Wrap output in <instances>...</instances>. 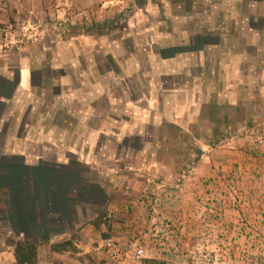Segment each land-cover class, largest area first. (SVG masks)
<instances>
[{
    "label": "crops",
    "instance_id": "obj_1",
    "mask_svg": "<svg viewBox=\"0 0 264 264\" xmlns=\"http://www.w3.org/2000/svg\"><path fill=\"white\" fill-rule=\"evenodd\" d=\"M258 4L255 0H0V34L14 33L13 25L24 28L25 34L29 28L44 26L64 32L66 24L76 29L77 38L90 42L102 28L98 23L122 16L124 37L148 38L135 49L142 51L147 63L135 66L153 68L158 77L175 84L170 95L174 101L167 107L159 97L147 110L136 107L137 135H145L139 127L147 121H154L153 131L158 121L161 130L172 129L175 148L190 149L216 140L209 136L205 108L233 111L244 99L246 83L256 77L257 68L264 76V60H252L244 54L252 49L241 48L245 36L253 46L260 33L246 28L236 41V22L257 15ZM87 24L90 32L85 34ZM106 25L105 38L110 35L113 40L114 30ZM245 69L255 74L245 75ZM31 74L30 65L22 63L15 98H29ZM180 84L186 85L184 94L176 86ZM6 111L5 119L0 118V229L14 234V247L24 238L34 243L36 264H81L78 258L83 255L95 264L108 259L114 264L143 260L197 264L206 258L246 259L251 254L243 247L255 237L246 235L245 229L262 221L246 219L244 212L254 213L255 218L262 208L247 199L262 196L264 155H260L258 139L244 132L246 124H236V111L214 121L222 139L182 174L180 184L166 189L153 183V190L145 182L160 179L166 160L143 155V160L128 161L113 153L103 155L90 140L88 144L66 142L60 128L69 125L58 115L50 116L47 127H36L27 121L36 112L33 108L24 110V123L7 122L15 111ZM126 131L122 125L121 134ZM49 212L54 216L50 221ZM65 242L64 250H54V245ZM136 243L144 250L138 260L134 258ZM9 250H0V264H15Z\"/></svg>",
    "mask_w": 264,
    "mask_h": 264
},
{
    "label": "rangeland",
    "instance_id": "obj_2",
    "mask_svg": "<svg viewBox=\"0 0 264 264\" xmlns=\"http://www.w3.org/2000/svg\"><path fill=\"white\" fill-rule=\"evenodd\" d=\"M255 3H260L256 6L257 15L248 20L241 19L236 22L238 25L236 41L241 38L240 34L243 29L251 27V30L259 32V39L253 46L250 44L252 41L248 42L246 36L241 38L243 45L241 48L244 49L247 46L250 50L252 49L250 53H244L251 55L252 60L255 58L264 60V0H255ZM240 8L241 5L238 3L236 12L240 13ZM106 23L108 29L114 30L113 40L110 35L109 38H105L104 25ZM132 23L134 22L132 21ZM124 24L122 16L115 17L109 22L98 23L97 25L102 28L98 29L99 35L94 36L90 41L91 44L87 39L77 38L76 29L70 25L68 29L66 24L61 29L64 32L60 29L56 30L54 27L46 28L44 26L35 30L29 28L25 34L26 30L16 25H13L14 33L10 32L11 35H5V31L1 32L0 100L2 102L0 101V118L4 120V113L10 108L15 111V116H11V120H7V122L15 120L24 123L23 112L31 107L36 112L29 115L27 121L32 122L36 127L40 125L47 127L51 115L62 117L69 125L66 128V125L63 124L64 126L60 128V131L65 135L66 142L79 141L88 144L90 140L91 145H99L98 151L100 150L103 155L112 153L116 156L120 155V160L123 158L128 161L131 159L134 161L136 158L143 160V155H148V159L166 160L161 166L160 179L145 182L146 188L152 190L155 188L151 186L157 183L160 186L164 185L161 187L166 189H173L175 185L180 184L184 178L182 174H187L200 161L201 157L222 139L216 131L217 128L214 130V127H217L214 126V121H220L221 116L227 118L223 113L228 115L236 111V124H246L247 128L244 132L258 139L260 155H264V76H262L263 71L258 68L256 74L253 72L256 77L250 78V82L246 83L244 99L240 101V105L236 109L220 112L213 107L205 108L204 111L210 118L209 136L216 137L215 141L205 142L204 146L191 147L188 148L189 150L187 148H184L185 150L177 149L174 147L173 140L171 141L174 133L170 127L161 130L159 126L161 123L156 121V128L153 131L154 121H147L149 112L145 116L147 122L143 128L139 127L145 132V135L138 136L135 127L138 118H133V114H136V107L139 106L147 110L148 106L153 107L158 97L167 107L174 101L170 95L175 84H172L169 78L158 77L153 73V68L145 66L147 60L141 57L142 51L135 49L137 44L147 43L148 38L147 36L136 38L135 35L132 39L124 37L121 34ZM89 28L90 26L87 24L83 33L90 32ZM0 30L2 31V29ZM28 32L31 33L28 34ZM94 33L96 32L94 31ZM131 45L130 50L129 46ZM24 62L30 65L31 71H35L31 74L33 85L27 100L15 98L20 89L18 73ZM136 62H143L145 65L138 68L135 66ZM54 64L56 67L58 66L56 70L52 69ZM127 64L129 66H126ZM38 70L41 74H37ZM248 70L245 69V75H252L253 73H249ZM40 76L47 82L40 84ZM176 86H180V91H183L181 93L184 94L186 85ZM11 91H13L12 97L3 98L1 96L2 93ZM45 94H49L51 98ZM54 94L57 95L53 96ZM57 97L59 98L57 99ZM122 125L125 126V130L132 131V133L126 134V131L125 134H121ZM244 132H237V134ZM196 133L199 136V132ZM123 165L126 164L122 163L121 166L123 167ZM140 166L144 167L141 163ZM146 166L149 167L148 164H145ZM248 187L246 183L244 188L247 192ZM261 191L260 198L249 199L247 197L249 203L259 202L262 205L260 212L255 213L256 217L254 218L252 212H244L246 219L262 221L258 227L245 229L246 235L255 237L251 244H245L243 247L244 251L251 253L248 258L241 259L237 256L234 260L206 258L197 261V264H264V187ZM82 193L84 194L83 191ZM0 239V250L9 247V251L14 252V242H12L16 239L14 234L8 235L2 228L0 229ZM78 260L81 264H90V261L81 257ZM99 263L104 264V261Z\"/></svg>",
    "mask_w": 264,
    "mask_h": 264
},
{
    "label": "trees",
    "instance_id": "obj_3",
    "mask_svg": "<svg viewBox=\"0 0 264 264\" xmlns=\"http://www.w3.org/2000/svg\"><path fill=\"white\" fill-rule=\"evenodd\" d=\"M48 217L50 221L51 217L54 216L49 212ZM41 222L42 220L41 218H39L38 223ZM67 246L68 243L65 242L62 244L54 245L53 248L56 251H62L64 250L63 248ZM36 249H37L36 245L32 243L28 238H24L23 240H18L15 244L14 252H13L15 258V264H36ZM70 249L73 252H76V249L74 247H70ZM81 258L88 260V262L90 261V264H95L88 255H83ZM98 264H102V263H98ZM141 264H165V263L157 260H143Z\"/></svg>",
    "mask_w": 264,
    "mask_h": 264
},
{
    "label": "built area",
    "instance_id": "obj_4",
    "mask_svg": "<svg viewBox=\"0 0 264 264\" xmlns=\"http://www.w3.org/2000/svg\"><path fill=\"white\" fill-rule=\"evenodd\" d=\"M143 254H144V250H143L142 246L139 243H136L134 245V258H135V260L141 259ZM110 258L115 260L116 256L114 254H111ZM109 261L110 260L108 259V261H107L108 263L106 262L105 264H114V263H112L114 261H112V262L111 261L109 262Z\"/></svg>",
    "mask_w": 264,
    "mask_h": 264
},
{
    "label": "flooded vegetation",
    "instance_id": "obj_5",
    "mask_svg": "<svg viewBox=\"0 0 264 264\" xmlns=\"http://www.w3.org/2000/svg\"><path fill=\"white\" fill-rule=\"evenodd\" d=\"M34 72H35V71H32V73H34ZM37 72H38L37 74H41L40 70H38ZM39 78H40V80H39V83H40V84H44V83L47 82L45 78H44V79L42 78V76H40ZM18 83L20 84V81H19V73H18ZM32 85H33V79L31 80V87H32ZM2 91H3V90H2ZM5 91H6V90H5ZM5 91H4V92H5ZM12 93H13V91H11L10 93H9V92L4 93V94L2 93L1 96H2L3 98H10V97H12Z\"/></svg>",
    "mask_w": 264,
    "mask_h": 264
}]
</instances>
